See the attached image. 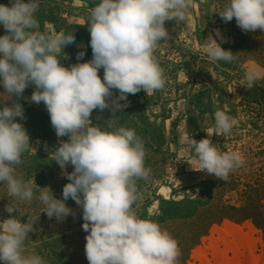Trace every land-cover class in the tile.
<instances>
[{
  "label": "clouds",
  "instance_id": "clouds-1",
  "mask_svg": "<svg viewBox=\"0 0 264 264\" xmlns=\"http://www.w3.org/2000/svg\"><path fill=\"white\" fill-rule=\"evenodd\" d=\"M194 0H98L86 23L90 32L91 59L65 67L63 48L75 41L72 31L48 32L37 17L41 0H9L0 3V185L19 201L39 200L49 218L62 220L73 210L71 198L82 208V228L87 232L84 251L88 264H178V241L157 221L142 218L134 210L141 198L138 181H147L151 169L145 164L146 148L135 128L93 125L94 109L111 111L125 105L126 94L157 91L165 86L164 70L155 57L160 41L169 33L165 21H183ZM225 21L235 18L242 31H264V0H224L216 11ZM215 37L222 39L219 30ZM208 60L231 63L234 53L225 50L210 35L204 44ZM103 69V76L98 74ZM264 78V65L253 62L244 80L248 87ZM33 87L30 100L43 102L60 141L51 156L66 176L62 199L50 188L34 192L31 181L17 175L16 166L31 149L22 123L24 107L18 102L24 90ZM15 97V99H14ZM214 129L230 135L235 119L217 108ZM211 135V134H210ZM199 169L227 181L229 174L245 163L238 150L225 151L209 137L190 138ZM67 164L73 166L67 172ZM35 185V184H34ZM36 186V185H35ZM37 187V186H36ZM17 210L13 203L6 211ZM33 221L22 223L9 216L0 219V264H47L26 240Z\"/></svg>",
  "mask_w": 264,
  "mask_h": 264
},
{
  "label": "rangeland",
  "instance_id": "rangeland-1",
  "mask_svg": "<svg viewBox=\"0 0 264 264\" xmlns=\"http://www.w3.org/2000/svg\"><path fill=\"white\" fill-rule=\"evenodd\" d=\"M98 0H41L37 17L41 29L48 32L72 31L75 41L63 48L67 67L77 63V53L92 57L90 32L86 23L90 9ZM9 4V0H0ZM224 0H194L183 21H165L169 38L161 40L155 57L164 70L165 86L157 91L141 90L126 94L119 101L125 105L111 111V100L119 95L112 89L110 107L94 109L93 125L135 128L146 148L145 164L151 169L147 181H138L141 198L133 206L142 218L157 221L178 241L181 255L178 264H203L197 260L199 250L208 252V244L216 240V231L226 224L255 233L252 257L243 252L239 264H264V78L251 87L244 80L253 63L264 65V31H242L235 18L225 22L216 12ZM219 30L221 38L215 37ZM6 30L0 26V35ZM212 35L225 50L234 53L231 63L208 60L206 48ZM101 78L103 69L98 73ZM33 87H27L18 102L24 107L23 124L29 136L28 149L16 166L17 175L31 181L34 192L48 187L54 197L62 199V188L68 182L60 166L51 156L60 141L51 126L43 102L30 100ZM0 86V93H3ZM15 99V97H14ZM228 112L236 123L230 135L214 129V111ZM211 134V135H210ZM199 141L209 137L222 150H238L245 163L230 172L227 181L199 169L190 147V138ZM67 164L65 170L72 171ZM13 203L17 210L6 211ZM66 205L73 214L62 220L49 218L39 200L23 202L11 196L0 185V219L19 217L22 223L31 219L33 230L26 246L41 254L47 264H88L84 246L87 232L82 228V208L69 198ZM219 245V249H223ZM227 258L233 253L228 252ZM252 258V259H251Z\"/></svg>",
  "mask_w": 264,
  "mask_h": 264
},
{
  "label": "bare ground",
  "instance_id": "bare-ground-1",
  "mask_svg": "<svg viewBox=\"0 0 264 264\" xmlns=\"http://www.w3.org/2000/svg\"><path fill=\"white\" fill-rule=\"evenodd\" d=\"M247 228L248 232L243 234L241 228H236L226 224L223 231H216V240L210 241L207 245L212 256L213 263H211V260L207 258L208 252L202 249L199 250L196 255L197 260L203 264H239L238 259L245 251H248L250 254L249 256L252 257V250L254 248L253 245L258 241V239L257 241L252 239V235L255 231L250 224L247 225ZM219 245H222L224 248L219 249ZM228 252L233 253L232 258L226 257Z\"/></svg>",
  "mask_w": 264,
  "mask_h": 264
}]
</instances>
